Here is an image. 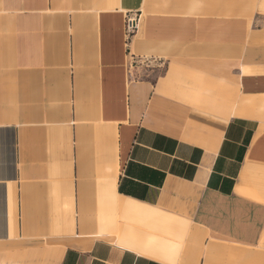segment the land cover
<instances>
[{"label": "crops", "instance_id": "1", "mask_svg": "<svg viewBox=\"0 0 264 264\" xmlns=\"http://www.w3.org/2000/svg\"><path fill=\"white\" fill-rule=\"evenodd\" d=\"M255 167L264 0H0V264L264 248Z\"/></svg>", "mask_w": 264, "mask_h": 264}, {"label": "rangeland", "instance_id": "2", "mask_svg": "<svg viewBox=\"0 0 264 264\" xmlns=\"http://www.w3.org/2000/svg\"><path fill=\"white\" fill-rule=\"evenodd\" d=\"M246 186L251 190L258 191L259 188L264 191V169L254 168L249 171ZM125 220V219H124ZM130 224V217L126 220ZM205 251L204 262L201 264H233L232 261H238L237 264H264V248L261 242L256 246H239L233 245L231 249H222L214 246L203 248ZM212 255V256H210Z\"/></svg>", "mask_w": 264, "mask_h": 264}, {"label": "built area", "instance_id": "3", "mask_svg": "<svg viewBox=\"0 0 264 264\" xmlns=\"http://www.w3.org/2000/svg\"><path fill=\"white\" fill-rule=\"evenodd\" d=\"M136 27H137L136 19L133 17H128L125 23V30L127 35L132 33L136 29Z\"/></svg>", "mask_w": 264, "mask_h": 264}]
</instances>
